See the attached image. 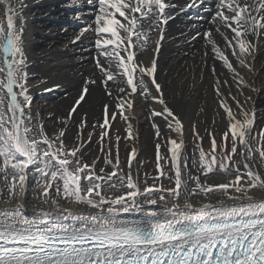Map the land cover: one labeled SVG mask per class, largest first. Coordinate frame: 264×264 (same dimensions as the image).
Instances as JSON below:
<instances>
[{"label":"snow or ice","instance_id":"obj_1","mask_svg":"<svg viewBox=\"0 0 264 264\" xmlns=\"http://www.w3.org/2000/svg\"><path fill=\"white\" fill-rule=\"evenodd\" d=\"M71 4L80 19L84 0ZM86 4L92 20L71 43L94 34V66L115 103H104L101 117L89 123L88 113L78 111L97 84L87 77L67 116L56 120L63 126L49 132L45 118L33 110L29 4L0 0V203L12 205L0 207V264H264V125L257 124L252 95L258 91L255 64L264 50V0H188L182 7L173 0ZM201 7L210 13L211 27L189 39L202 36L211 45L232 83L211 65L227 127L217 139L208 128L202 135L193 122L189 150L184 121L159 82L158 57L169 22ZM149 51L145 62L141 57ZM137 96L160 106L148 108L155 175L141 173L142 161L136 159ZM118 120L126 124L123 137L114 127ZM70 126L76 128L71 141ZM216 175L232 179L211 180ZM29 199L38 204L28 209Z\"/></svg>","mask_w":264,"mask_h":264},{"label":"bare ground","instance_id":"obj_2","mask_svg":"<svg viewBox=\"0 0 264 264\" xmlns=\"http://www.w3.org/2000/svg\"><path fill=\"white\" fill-rule=\"evenodd\" d=\"M186 1L188 0H173L181 7L186 4ZM27 3L29 4L26 13L27 52L31 65L29 70L35 73L30 83L37 85L31 89L33 110H38L45 118V126L49 132L62 127L63 125L56 123L57 118L67 116L74 100L80 94L85 78L93 77L97 80V84L90 86L91 94L87 98V103L83 104L78 111L88 113L89 123L100 118L104 103L111 104L115 101L105 95L104 88L100 84L101 74L94 66L95 36L92 33H86V38H82L75 44L71 43L84 23L92 20L86 0H84L86 11H83L84 14L80 16V19L76 18L75 12V14H71L67 9L77 8L71 4V0H27ZM74 11L78 12V9ZM207 21L183 12L176 15V18L170 21L167 26L166 40L163 42L158 57L159 82L164 86L163 90L169 106L177 111L184 121L185 138L189 150L192 147L190 138L193 122L196 123L197 130L202 135L205 134V128H208L217 134V139H219V133H222L227 127L225 114L219 108L218 97L214 92L215 80L210 70L211 65L215 63L217 72L223 73L221 79L228 78L230 84L232 83L231 74L222 67L220 61L214 58L211 45H207L202 36L195 40L189 39L197 31L203 33L205 29L211 27ZM194 25L196 27H193ZM215 38L223 46L222 39L218 35ZM205 52L208 53L207 56L204 55ZM151 57L152 52L149 51L141 59L148 62ZM255 68L259 73L255 79V87L258 91L252 95L259 109L258 116L260 118L257 120V124L264 125V70H262L264 69V50L257 58ZM243 74L246 79L250 80L247 72ZM41 80L46 83H40ZM57 84L61 87L53 88ZM112 87L115 91L116 85H112ZM45 89L53 90L45 91ZM222 90L225 93L228 91L227 88ZM236 91V88L233 87V94ZM245 94L251 93L245 90ZM137 105L135 108L136 118L132 123L139 133V139L136 141V146L139 149L136 159L139 161L142 154L155 153L154 129L148 118V108H159L160 106L155 103L146 104L139 96H137ZM49 113L53 114L51 120L47 119ZM78 120V116L74 117L72 124L74 125ZM156 122L163 130L164 121L157 118ZM114 127L119 129V134L122 137L126 135V124L123 121L118 120ZM75 134L76 128L70 126V130L67 132L68 140L71 141ZM204 146L208 147L207 137ZM91 149L95 155L97 146L93 144ZM161 151H165L163 146ZM121 164L125 165L123 144L121 146ZM108 170L110 171V169ZM229 179L232 177L222 175L211 177V180L216 182H226ZM33 204H38V201L32 199L26 201L28 209H31ZM0 207H12V205L0 203ZM31 214V211L26 212V215Z\"/></svg>","mask_w":264,"mask_h":264},{"label":"rangeland","instance_id":"obj_3","mask_svg":"<svg viewBox=\"0 0 264 264\" xmlns=\"http://www.w3.org/2000/svg\"><path fill=\"white\" fill-rule=\"evenodd\" d=\"M67 9H68V11H70V9H71V11H70L71 14L74 13V12L76 14L78 13L77 11H74V10L72 11L73 8H67ZM64 23H67V22L64 21ZM74 24L75 23L73 22V25ZM161 153L163 154L164 152L161 151ZM139 161H142V164L139 165V170L141 171V173H149L151 171L152 173H150V174H152V175L156 174V172H155V165H156L155 153L154 154H150V155L142 154L141 155V160H139ZM161 164L164 165V161L163 160H161ZM121 167L124 168L125 165L121 164ZM164 170H165V172H168V168L167 167H165ZM161 179H163V177H161ZM151 182L152 181L149 180V183H151ZM165 183H167V182H165ZM114 192H115V189H109V193L110 194L114 193Z\"/></svg>","mask_w":264,"mask_h":264}]
</instances>
